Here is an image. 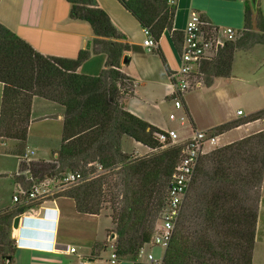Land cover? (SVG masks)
<instances>
[{"label": "trees", "instance_id": "1", "mask_svg": "<svg viewBox=\"0 0 264 264\" xmlns=\"http://www.w3.org/2000/svg\"><path fill=\"white\" fill-rule=\"evenodd\" d=\"M66 1L78 10L81 21L90 26L93 34L74 60L46 57L0 24V139L14 141L12 152L19 164L13 178L25 187L26 177L42 180L81 168L84 181L68 189L64 196L74 201L79 214L97 215L102 210L100 205L110 202L116 252L122 259L134 260L139 249L150 241L182 146L161 149L156 134L163 131L125 110L122 100L132 92V80L121 72L123 62L130 63L126 36L116 29L96 0ZM118 2L143 28L150 30L156 43L154 52L170 76L172 72L157 45L168 31L175 48L180 50L183 35L173 30L176 5L169 0ZM238 33L240 37L235 42L226 43L215 58L204 61L197 69L205 86L210 87L216 78L230 76L237 50L255 44L264 46V17L258 0H244V25ZM98 53L106 55L101 73L96 77L79 74L81 64ZM36 97L64 109L62 143L54 163L23 158ZM260 119H264V110L208 132L220 136ZM123 137L147 147L150 153L131 159L122 152ZM203 158L193 182L209 187L212 194L202 207L206 222L203 229L193 234V243L188 246L180 232L173 236L162 264H252L259 191L264 178V130ZM94 163L104 172L88 179L95 169L89 173L86 167ZM242 193L249 195L251 203L246 213L241 205ZM29 208L15 206L0 211V264L6 262L4 257L14 254V218Z\"/></svg>", "mask_w": 264, "mask_h": 264}, {"label": "crops", "instance_id": "2", "mask_svg": "<svg viewBox=\"0 0 264 264\" xmlns=\"http://www.w3.org/2000/svg\"><path fill=\"white\" fill-rule=\"evenodd\" d=\"M169 1L176 5L173 30L182 35L191 11L198 13L210 27H231L235 31L243 29L244 0ZM96 2L130 44V63L123 64L121 68V72L133 83L132 92L122 100L129 113L161 131L174 130L183 140L193 130L210 131L216 126L244 120L264 110V46L255 44L249 49L235 52L228 78H216L210 87L201 84L182 96L183 108L191 127V132H185L183 125L169 120L171 113L181 114L182 111L174 107V90L160 57L154 50L148 51L143 44V27L118 0ZM258 4L264 17V0H258ZM0 24L46 57L74 60L93 38L90 26L81 21L78 10L66 0H0ZM253 26L255 28V21ZM157 47L168 69L171 72L179 69L180 50L175 48L170 32L162 34ZM105 62V54H92L77 72L96 77L103 70ZM2 90L3 85L0 83V102ZM238 111L242 112L241 115L237 114ZM63 122V107L42 98H34L26 151H34V156L37 155L35 161H50L57 156L62 143ZM177 128L182 131L178 132ZM263 130L264 119H260L241 124L219 138L223 145H229ZM32 137L35 145L30 144ZM2 142L0 139V211L13 208L12 197L18 183L14 181L13 175L18 173L19 164L17 156L12 152L14 141L8 140L4 146ZM142 147L146 149L145 155L150 153V149L128 137L121 140V149L125 154L137 155ZM14 157L15 172H12L10 165L7 166V160ZM14 186L15 190L11 193ZM44 206L50 211L47 216L40 213L25 215L31 217L27 222L38 229L37 233L31 236L21 227L12 229L14 241L19 239L42 248L15 245L13 256L4 264H109L106 233L114 229L109 215L102 212L97 215L79 214L70 198L59 199L56 203L50 202ZM244 208L246 213V205ZM52 245L57 246V251L51 248ZM67 248H75V252H68ZM120 264H142V261L136 258L121 259ZM252 264H264V178L261 183Z\"/></svg>", "mask_w": 264, "mask_h": 264}, {"label": "built area", "instance_id": "3", "mask_svg": "<svg viewBox=\"0 0 264 264\" xmlns=\"http://www.w3.org/2000/svg\"><path fill=\"white\" fill-rule=\"evenodd\" d=\"M127 1V0H125ZM170 3H174L170 1ZM145 39L144 46L148 51L156 48V43L148 28H143ZM240 37L238 31L231 27L215 28L205 23L198 13L191 11L183 32V39L180 46V67L169 76L174 90L173 104L175 109L181 110L182 114L176 116L174 113L169 115V120L179 121L185 125L188 119L182 104V96L188 91L198 88L202 82L195 81L192 76L204 61L215 58L220 49L226 43L235 42ZM241 111L237 114L241 115ZM220 136L211 135L208 131L193 130L189 136L181 140L174 130H167L156 134L157 141L162 145L161 149L172 145H181L182 151L179 161L170 177L168 193L159 218L154 226L150 241L145 243L138 251L136 259L142 264H162V259H156L152 248H161L165 251L169 247L183 210L184 201L190 189L191 183L199 165L200 158L214 150L220 143ZM6 141L2 142L5 145ZM34 155V151L27 150L24 159L28 160ZM91 165V164H90ZM104 170L100 165L90 173L88 179L98 177ZM21 176V174H18ZM23 175H26L24 173ZM27 187L21 182L17 183V189L12 197V203L18 207H30L26 212L19 215L22 225L26 214H41L48 209L45 204L56 203L58 195L66 190L77 186L84 181L82 173L66 172L59 175L46 177L36 180L33 177H26ZM50 214V213H49ZM14 240V236H13ZM117 235L112 233L108 237V248L110 254L109 264H120L121 257L116 252ZM18 246V240L15 239ZM55 247L54 251L56 250ZM68 252H75V248H67ZM164 256V255H163Z\"/></svg>", "mask_w": 264, "mask_h": 264}, {"label": "rangeland", "instance_id": "4", "mask_svg": "<svg viewBox=\"0 0 264 264\" xmlns=\"http://www.w3.org/2000/svg\"><path fill=\"white\" fill-rule=\"evenodd\" d=\"M192 79L195 80V81H201L202 84H203V80L197 74V72H195L193 74ZM129 85H130V83H129ZM131 86H133V83H131ZM174 114L176 116H180L182 114V112H181V114H180V112H176ZM175 123H177L179 125V121H175ZM183 127L185 129V132H187V133L191 132L190 131V128L191 127H190V125L188 123V119L185 121V125ZM181 128H182V126H181ZM181 128H177L178 132H181L182 131ZM34 131H35V128H33V132ZM178 135L180 136L179 133H178ZM179 138H181V137H179ZM30 144H33V145L36 144V142L33 139V137L31 138ZM223 146H225V145H223L220 142L219 145L214 150H216L218 148H221ZM14 149L15 148L13 147V150ZM214 150H212V151H214ZM145 152H146V149L142 147V148H139V150H138V153L139 154H137V155H129L128 153H126V155L127 156H130L131 159H139V158H142V157L145 156V154H144ZM211 152L203 155L200 158L199 163H201L202 161H204V158L203 157L208 156ZM25 153H26V150H25ZM33 156H30L28 158V161H33L34 158L37 155H35L34 157ZM56 157L55 158H52L50 161H46V162L54 163ZM7 161H8L7 166L10 165V167L12 168V172H15V163H16L15 157L12 158L11 160H7ZM9 161H10V163H9ZM97 165L98 164H96V163L91 164V165H88V167H86V169L90 173L94 169L95 170L97 169ZM75 171L81 172L82 169L80 168L79 170H75ZM66 172H72V171L65 170V171H63L61 173H66ZM14 190H15V186L12 188V192L11 193H13ZM65 192L59 194L57 200H59V199L62 200L63 198H68V197H65L64 196L65 195ZM260 193H261V186H260L259 195H260ZM211 195L212 194L209 191V187L204 186V185L203 186H197L195 184V182L192 181L191 186H190V189H189V191L187 193V196L185 198V201H184V206H183V210H182L181 216L179 218V221L177 223V226H176L175 232H174V236L175 237H176V234L178 232L181 233V235L185 238L186 246H188V245H190V244L193 243V241H192L193 240V236H194L193 234L196 231L199 232L201 229H203L202 227H203V225H204V223L206 221L204 220L205 218H204L203 215L205 214V212L202 211V207H203L204 203L210 199ZM241 196H242V199L244 200L243 202H241L242 207H245V205H246V208H248V206L250 207L251 203L248 200V196L249 195L247 193L246 194H243L242 193ZM13 207H15V205H13ZM100 207L102 209L101 210L102 213H104L106 215H109V216H112L113 215V211H112V208H111L112 207V204L110 202H103L100 205ZM187 219L189 221H187ZM190 220H191V222H190ZM114 231H115V225H114V229L107 231L106 235L109 237L111 235L110 233L111 232L114 233ZM11 241H13V240H11ZM108 250L110 251V248H108ZM152 252H153V255L155 256L156 259H162L163 254H164V250H162L161 248H155L154 247V248H152Z\"/></svg>", "mask_w": 264, "mask_h": 264}, {"label": "water", "instance_id": "5", "mask_svg": "<svg viewBox=\"0 0 264 264\" xmlns=\"http://www.w3.org/2000/svg\"><path fill=\"white\" fill-rule=\"evenodd\" d=\"M125 64V62H123ZM21 222V217L20 216H16L13 220V224H12V229H19L21 227V229H23V231L32 236V233L36 232L37 233V228H35V226H32L29 222L27 224H22L20 225ZM10 256H6L4 257V259L6 260H10Z\"/></svg>", "mask_w": 264, "mask_h": 264}, {"label": "clouds", "instance_id": "6", "mask_svg": "<svg viewBox=\"0 0 264 264\" xmlns=\"http://www.w3.org/2000/svg\"><path fill=\"white\" fill-rule=\"evenodd\" d=\"M50 211L49 209L41 214H43L44 216H47L49 215ZM31 219V217H24V220H23V225L28 223L27 221ZM26 222V223H25ZM18 245L20 246H24V247H34V248H42L40 245H35V244H32V243H25V242H22L21 240L18 239ZM56 245H52L51 248L52 249H55Z\"/></svg>", "mask_w": 264, "mask_h": 264}]
</instances>
